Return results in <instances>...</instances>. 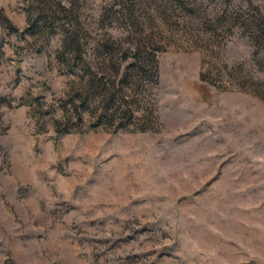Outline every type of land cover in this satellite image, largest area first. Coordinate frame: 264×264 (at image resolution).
<instances>
[{"label":"rangeland","instance_id":"obj_1","mask_svg":"<svg viewBox=\"0 0 264 264\" xmlns=\"http://www.w3.org/2000/svg\"><path fill=\"white\" fill-rule=\"evenodd\" d=\"M0 264H264V0H0Z\"/></svg>","mask_w":264,"mask_h":264}]
</instances>
